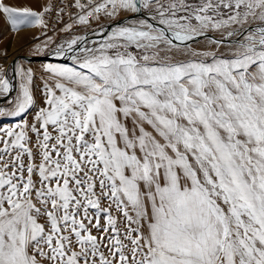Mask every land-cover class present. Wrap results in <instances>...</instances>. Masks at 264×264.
Wrapping results in <instances>:
<instances>
[{
	"label": "snow or ice",
	"instance_id": "snow-or-ice-1",
	"mask_svg": "<svg viewBox=\"0 0 264 264\" xmlns=\"http://www.w3.org/2000/svg\"><path fill=\"white\" fill-rule=\"evenodd\" d=\"M89 6L79 24L155 23L57 45L71 63L43 65L45 106L0 127V264H264V0ZM51 10L0 0L14 32ZM15 71L0 116L33 107L35 73Z\"/></svg>",
	"mask_w": 264,
	"mask_h": 264
},
{
	"label": "rangeland",
	"instance_id": "rangeland-1",
	"mask_svg": "<svg viewBox=\"0 0 264 264\" xmlns=\"http://www.w3.org/2000/svg\"><path fill=\"white\" fill-rule=\"evenodd\" d=\"M5 3L10 5H14L17 7H29L34 11L41 12L43 11L44 7L48 5L49 0H4ZM143 14L150 22L155 23L150 19L151 13L147 10H142ZM1 23H0V67H3L7 71L8 79L13 81V88H14V95L10 97V99L5 104H0V108L10 110L12 108V104L9 101L15 99L18 93V85H19V77L16 75L15 67L16 64H20L24 68H32L35 75L32 85L33 96H34V104L33 107L30 108L26 113H24L20 117H10V116H0V127H9L13 126L16 123L21 122L22 120L26 119L29 123L33 122V118L35 116L36 111L44 107V96H43V80H42V72H43V65L50 63H63V64H70L71 62H57V61H29L26 60L24 57H39L45 56L48 53L52 52L55 47L59 44H65L66 42H70L73 38L79 37L80 40L84 38L86 34H88L85 41L91 38L92 41L89 43H84V45L89 44L93 46V42H102L103 39L107 36V34L112 30L106 31L100 38L97 37V32L99 30H103L109 27L112 24L117 23L120 20L131 18L137 13H122L115 19L105 17L99 20H96L92 24L89 23L87 25H76L73 26L68 31H61L59 34L53 35L51 38L55 43L50 44L47 48H44L45 43L47 41L40 40L41 34V26L36 27H22L19 31H13L11 28L10 23L7 21L6 17L1 13ZM150 15V16H149ZM141 17H138L140 20ZM137 20V21H138ZM21 31H27V35L29 40L25 41V46L19 48V51L15 52L13 55H8V51L13 44V41L16 40V36L18 37ZM47 37L46 39H48ZM101 39V40H100ZM18 40V39H17ZM19 41V40H18ZM37 45L41 46V50H37ZM88 46V45H87ZM15 55V56H14ZM19 60V61H18ZM8 62V63H7ZM12 63V64H11ZM8 68V69H7ZM13 69V70H12ZM12 76V77H11ZM14 79V80H13ZM15 85V86H14ZM5 95H0L4 97ZM3 105V106H2ZM5 105V106H4ZM2 106V107H1ZM33 142L35 141V136H32ZM103 222V221H102Z\"/></svg>",
	"mask_w": 264,
	"mask_h": 264
},
{
	"label": "built area",
	"instance_id": "built-area-1",
	"mask_svg": "<svg viewBox=\"0 0 264 264\" xmlns=\"http://www.w3.org/2000/svg\"><path fill=\"white\" fill-rule=\"evenodd\" d=\"M80 2L86 5L83 12L90 10L89 0H80ZM100 2H102V0H92V5ZM47 6H51L52 10L49 13H45L43 17L47 27L41 26L40 40L47 41V37L59 34L61 31H64L69 24H71L72 27L79 25L77 19L83 12L76 6V0H50ZM102 18L105 19V16L100 14V19ZM89 19L91 24L96 21L91 18Z\"/></svg>",
	"mask_w": 264,
	"mask_h": 264
},
{
	"label": "water",
	"instance_id": "water-1",
	"mask_svg": "<svg viewBox=\"0 0 264 264\" xmlns=\"http://www.w3.org/2000/svg\"><path fill=\"white\" fill-rule=\"evenodd\" d=\"M142 15H144L143 14V12L141 11L140 13H137V15H135V16H133V17H131V18H126V19H123V20H120V21H118L117 23H115V24H112V25H110L109 27H107V28H105V29H109V28H114V27H116V26H118V25H126V24H130V23H135V22H137V20H138V17L140 18ZM145 16V15H144ZM150 16V15H149ZM143 17V16H142ZM145 19L146 20H148L149 18H147L146 16H145ZM87 36H88V34H86L85 36H84V38H87ZM82 39V40H80V44H81V46H85L84 45V43H86V39ZM89 40V39H88ZM87 40V41H88ZM87 46V45H86ZM53 52V51H52ZM52 52H50V53H48L47 55H45V56H39V57H24L26 60H29V61H57V62H71V61H69L66 57L65 58H62V59H58V58H56L53 54H52ZM11 84H12V86H13V81H11ZM13 92H14V88H13V90L8 94V95H5L4 97H1L0 98V104H4V103H6L9 99H10V97L13 95Z\"/></svg>",
	"mask_w": 264,
	"mask_h": 264
},
{
	"label": "bare ground",
	"instance_id": "bare-ground-1",
	"mask_svg": "<svg viewBox=\"0 0 264 264\" xmlns=\"http://www.w3.org/2000/svg\"><path fill=\"white\" fill-rule=\"evenodd\" d=\"M49 2H50V0H49ZM48 2V3H49ZM47 6V5H46ZM145 15V14H144ZM144 15H142L141 16V19H145V16ZM115 28V27H114ZM110 29H113V27L112 28H109V29H103V30H99L98 32H97V37L98 38H100L101 36H102V34H104L106 31H109ZM104 32V33H103ZM21 37H22V39L23 40H27V39H29V37H28V35H27V31H21L20 32V34H19ZM212 38H219V34H217V33H209L208 34V36L207 37H199V38H197V40L196 41H194V42H190V43H192V46L194 47V48H204V47H207V46H210L209 45V41L212 39ZM101 40V39H100ZM89 41H92L91 40V38H89V40L88 41H86V43H89ZM21 43H23V42H18V47H20V45H21ZM88 46H90L89 44H88ZM13 50V51H12ZM11 51L13 52H9V55H10V53H12V55L15 53V52H17V51H19V48H16V47H14L13 46V49H12ZM221 50L223 51L224 49L223 48H221ZM15 56V55H14ZM19 61V60H18ZM8 63V62H7ZM50 63V62H49ZM12 64V63H11ZM8 69V68H7ZM13 70V69H12ZM12 77V76H11ZM14 80V79H13ZM12 81V80H11ZM15 86V85H14ZM14 94H16V93H14ZM13 94V95H14ZM5 104V103H4ZM3 106V105H2ZM1 106V107H2ZM5 106V105H4Z\"/></svg>",
	"mask_w": 264,
	"mask_h": 264
},
{
	"label": "crops",
	"instance_id": "crops-1",
	"mask_svg": "<svg viewBox=\"0 0 264 264\" xmlns=\"http://www.w3.org/2000/svg\"><path fill=\"white\" fill-rule=\"evenodd\" d=\"M1 14V13H0ZM0 23H1V15H0ZM19 41H18V40ZM27 40H29V39H27ZM27 40H23L22 39V37L19 35L18 37L16 36V40L15 41H13V44H12V46L10 47V49H9V51H8V55H9V52H12L13 50V46L14 47H16V48H22L23 46H25V41H27ZM18 42H23V43H21V45H20V47H18L19 45H18ZM86 45H88V44H86ZM12 50V51H11ZM13 53V52H12ZM12 53H10V55H12Z\"/></svg>",
	"mask_w": 264,
	"mask_h": 264
}]
</instances>
